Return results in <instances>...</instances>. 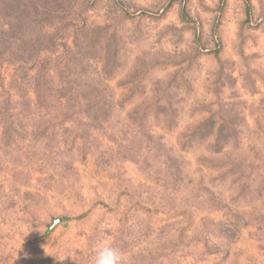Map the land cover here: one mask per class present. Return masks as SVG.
Here are the masks:
<instances>
[{
	"label": "rangeland",
	"instance_id": "rangeland-1",
	"mask_svg": "<svg viewBox=\"0 0 264 264\" xmlns=\"http://www.w3.org/2000/svg\"><path fill=\"white\" fill-rule=\"evenodd\" d=\"M24 2L0 18V264H93L105 239L264 264V0L249 22L244 0Z\"/></svg>",
	"mask_w": 264,
	"mask_h": 264
},
{
	"label": "trees",
	"instance_id": "trees-1",
	"mask_svg": "<svg viewBox=\"0 0 264 264\" xmlns=\"http://www.w3.org/2000/svg\"><path fill=\"white\" fill-rule=\"evenodd\" d=\"M244 1L246 3V12H247L246 22H249L251 19V16H252L251 0H244ZM23 3H25L24 0H0V18H4V19H10L13 17L19 18L21 8L23 9ZM26 3H28V2H26ZM182 17H183V20H185V21H189L191 19L190 16L187 13H185L184 11H183ZM21 19H22V17H21ZM27 19H28V16H25V20H27ZM10 38H12V37H10ZM0 49L2 50V51H0V62H1V61H3V53H6V52H4V50H7L5 47H2V37H0ZM36 57H37V55L35 56V54H34L31 61L35 62ZM27 62H28V58L26 57L25 54H21L20 56L17 55L16 58L14 60H12V63L15 65H17V63H20L21 65H26ZM18 66H19V64H18ZM31 68H32V65L28 66L27 70H29ZM27 74H28V71H27ZM43 85H45V84L43 83ZM38 96H39L38 101H39L40 107L48 105V103H49L48 92L38 93ZM84 97L86 98V100L90 99L88 97V95H86V94H84ZM77 100H78V98H77ZM78 104L80 105V102ZM8 109L11 110L10 108H8ZM12 115L14 116V114H12ZM12 115H7L4 119L5 123L3 125V128L7 129L8 133L10 134V135H8L7 140L15 138L14 134L17 131L14 130V128H19L22 125V120H20L17 117H13ZM204 125L205 126L208 125L210 127L209 131L210 132L212 131L213 126H212L211 122L208 121V123H205ZM199 129H202V127H199L196 130L198 131ZM16 135L20 136L19 133ZM224 144L225 143L222 142L221 139L217 140L216 144L214 145V151L219 152L220 150H222L223 147L225 146Z\"/></svg>",
	"mask_w": 264,
	"mask_h": 264
},
{
	"label": "clouds",
	"instance_id": "clouds-1",
	"mask_svg": "<svg viewBox=\"0 0 264 264\" xmlns=\"http://www.w3.org/2000/svg\"><path fill=\"white\" fill-rule=\"evenodd\" d=\"M93 264H127V259L121 249L105 239L95 250Z\"/></svg>",
	"mask_w": 264,
	"mask_h": 264
}]
</instances>
